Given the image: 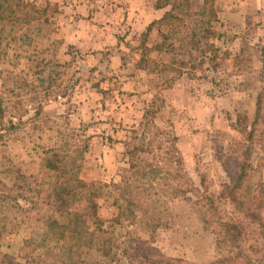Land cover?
Here are the masks:
<instances>
[{
  "label": "rangeland",
  "instance_id": "1",
  "mask_svg": "<svg viewBox=\"0 0 264 264\" xmlns=\"http://www.w3.org/2000/svg\"><path fill=\"white\" fill-rule=\"evenodd\" d=\"M28 1L44 16L29 23L25 43H0L3 120L16 122L0 131L1 179L16 169L50 179V148L77 157L87 186L75 206L87 211L93 200L100 218L90 221L87 241L97 244L77 264H142L145 246L189 264L237 254L264 264V230L244 213L257 195L264 224V108L253 124L264 90V0H212L216 16L202 19L195 12L204 0H173L184 3L167 23L117 30L95 44L64 41L59 0ZM88 1L87 16L117 15L111 0ZM45 74L47 87L37 79ZM132 149L140 169L125 171ZM190 183L198 193L187 191ZM33 227L32 218L6 224L0 264H34L39 250L23 243ZM37 257L35 264H56Z\"/></svg>",
  "mask_w": 264,
  "mask_h": 264
},
{
  "label": "trees",
  "instance_id": "2",
  "mask_svg": "<svg viewBox=\"0 0 264 264\" xmlns=\"http://www.w3.org/2000/svg\"><path fill=\"white\" fill-rule=\"evenodd\" d=\"M30 2L28 0H0V43L3 40L7 44L12 40L21 41L19 45L25 43L23 41L28 38L29 23L42 19L45 12L44 8H39L35 3ZM163 3L169 4V9L165 11L159 20L151 22L146 27V31H149L154 23H167L169 19L174 17V11L184 1L180 2V6L179 3H175L173 0H165ZM204 4L206 7L196 11L195 14L201 16V19L208 14L215 17L213 1L204 0ZM45 19L43 18V20ZM4 53V51H0V55H4ZM49 62V60H46L43 63L47 65ZM260 78L264 82V60L262 61ZM37 79L40 85L47 82L44 87L49 86L52 81L49 74L47 76L46 74L39 76ZM263 91L261 90V94H257L253 124H257L262 117L261 111L264 108ZM15 126L16 122L11 119L7 120L6 123L4 122L3 108L0 105V131H9ZM130 153L132 158L128 162V168L125 171L132 169L138 171L140 166L133 159L136 152L132 149ZM44 165L51 171V178L48 180H38L35 176L26 175L18 169L13 172L12 176H6L5 179H1L2 171H0V240L5 233V226L8 222L11 220L23 222L32 218L34 221L33 230L31 235L23 240V243L27 246L32 244L39 250L36 256H32L34 264L38 259L37 256L40 255L56 264H77L83 250L94 247L97 244L87 241L94 237V229L90 225L100 219L98 208L93 200L89 201V210L87 209V211L79 210L75 206L77 191L86 188L87 183L79 177L77 157L69 152L66 147L61 149L50 148L44 151ZM244 167V164L240 166L239 179L244 176ZM102 185L106 186L105 183ZM115 186L118 189V184H115ZM183 191L185 192L186 190L184 189ZM187 191L191 195L194 192H199L198 188L193 187L191 183ZM118 195L122 197L121 191ZM184 197L187 201H192L190 196ZM207 199V196L201 193V205ZM114 202L117 203L119 209L121 204L118 203V199H114ZM196 202L198 203V201ZM259 204L260 200L255 195L253 207H246L244 213L247 217L257 220L264 230L262 218L259 216ZM209 206L210 209L213 208L212 203ZM202 211L203 209L201 214L205 217L204 220L206 222L209 221L216 224V220L210 221ZM31 213L34 214L31 215ZM119 213H122L120 209ZM90 221L92 222L90 223ZM218 224L213 226L215 231H217ZM221 226L224 228L223 224ZM101 253L105 257L109 256L108 249L101 250ZM139 256L143 259L142 264H189L182 260H172L159 253L152 252L150 246H145ZM238 256L240 255L221 257L209 264H218L220 262H225V264H250L247 259L238 258ZM94 264L108 263L96 260Z\"/></svg>",
  "mask_w": 264,
  "mask_h": 264
},
{
  "label": "crops",
  "instance_id": "3",
  "mask_svg": "<svg viewBox=\"0 0 264 264\" xmlns=\"http://www.w3.org/2000/svg\"><path fill=\"white\" fill-rule=\"evenodd\" d=\"M92 3L88 0L57 1L60 9L58 25L66 35L62 36L64 41L71 44L78 42L79 38L95 44L101 40L110 41L112 33L117 30L126 29L127 34L137 33L159 20L170 7L167 3L158 4L157 0H111V5L117 7L115 17L110 13L104 17L87 16ZM89 13L93 12L89 10Z\"/></svg>",
  "mask_w": 264,
  "mask_h": 264
}]
</instances>
